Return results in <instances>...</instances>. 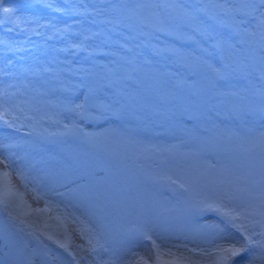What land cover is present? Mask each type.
Masks as SVG:
<instances>
[{"label":"rangeland","instance_id":"1","mask_svg":"<svg viewBox=\"0 0 264 264\" xmlns=\"http://www.w3.org/2000/svg\"><path fill=\"white\" fill-rule=\"evenodd\" d=\"M176 2L185 6H197L207 0H176ZM73 4L90 8L96 5V2L95 0H4V6L14 9V17H18L21 22L19 24L9 22L0 15V75L4 73L0 76V90L8 93L9 98L14 102L32 101L38 108V111L27 112L16 121L18 125H24L16 129L20 137L29 138L32 133L29 127L31 119L25 117L42 114L43 128L46 129L49 116L43 113L46 109L40 110L39 101L46 103L44 99L47 98L46 101L50 102L52 111L59 118L56 120L59 127L56 126V130L51 132L55 134L51 135L53 138L59 137L66 131L65 126H71L73 123L78 124L85 132L92 131L97 139L96 131L110 126L109 130H112L110 132H117L123 137L129 135L139 139L165 137L169 143L167 151L171 154L196 155L198 154L195 152L198 149L196 147L200 145L202 153L210 152L213 155L226 156L229 159L230 169L235 174L233 179L245 177L253 167L258 166L259 153L253 141L264 132L259 72L255 71L247 75L230 72L226 79L221 80L215 77L209 67V65L220 67L226 57L228 62L232 58H237L242 64L247 63V53L242 46L236 45L233 49L224 52L214 46L221 36L232 35L227 26H216L215 31L209 35H197L195 39L198 43L185 42L182 48L185 61L177 60L167 54L153 55L147 48L138 50L142 52L141 58L152 62L145 67L143 73H137L138 76L145 78L146 87L138 93L132 89L127 90L131 96L122 118L112 117L107 120L101 118L93 122L81 119L66 110L68 102H84L86 89L82 85H86L88 81L77 69L106 64L113 59L106 53L119 51L118 43L123 42V38L109 32L110 26L100 23L101 17L78 16L65 11ZM65 26L70 28L66 30ZM242 27L256 30L250 23ZM85 36L89 39L85 40ZM9 43L12 45L11 48ZM233 43L235 44V40ZM80 44L85 45L86 48L74 47ZM152 44L160 48L166 45L180 47L174 37L164 35L153 40ZM93 51L95 54L89 55ZM145 73L150 75L145 77ZM50 87H54L56 91L48 92ZM92 110L99 115L98 111ZM11 130L13 133L14 130ZM8 131L9 127L0 123V139L2 132ZM47 133L50 134L48 131ZM35 136L36 139H41ZM3 139L1 140L4 141ZM68 139L73 143L78 140L72 135ZM179 142L181 145L176 148L175 145ZM109 152L107 150V153ZM71 153L79 154L80 150L72 146ZM37 156L41 157L39 153ZM175 156L173 159H176ZM175 168L176 164L171 162L170 170ZM224 168L217 173H221ZM158 171L155 170L151 176H159ZM147 175V173H139L136 177L146 178ZM237 183H241V180H237ZM16 186L25 188L24 181L18 178ZM25 190L24 199L31 209L44 207V204L40 206L42 200L37 198V194ZM111 191H108L111 199L104 228L107 251H101L99 256L105 260L122 261L132 259V253L139 250L137 253L140 257L153 264L154 255L146 251L151 241L146 242L144 236L137 233V225L146 214L165 213L169 209L174 210L173 214H178L179 205L166 185L152 183V187L146 188L140 183L134 188L129 200H124L125 203H120L116 199L118 190ZM30 194L32 198L27 199ZM24 210L30 211L27 207ZM76 214L79 219H84V214L81 212ZM55 216L54 212L32 213L27 219L37 228L47 225L45 231L61 239L65 238L66 231L70 238V248L75 252L77 259H80L81 264H96L97 254L88 251L90 246L86 237L89 235V228L85 226L87 223L91 228L95 227V217H89L88 222L82 223L76 220L61 224ZM209 219L218 223L211 214L206 217V220ZM181 221L177 220V222ZM203 221L205 220H199V222ZM0 236L7 237L8 241L7 246L4 241H0V260L22 262L31 257L33 264H72V257L53 241L46 237L37 241L18 232L9 223L2 210H0ZM155 237L160 244L163 242L166 245H186L187 248L192 249L210 247L208 244L195 248L197 242L191 234L181 233L176 227L158 230L152 239ZM10 250L12 256L8 255Z\"/></svg>","mask_w":264,"mask_h":264},{"label":"snow or ice","instance_id":"2","mask_svg":"<svg viewBox=\"0 0 264 264\" xmlns=\"http://www.w3.org/2000/svg\"><path fill=\"white\" fill-rule=\"evenodd\" d=\"M65 11L78 16L103 17L100 23L110 26L109 32L123 38V42L118 43L119 51L106 53L113 57L106 64L77 69L88 81L82 85L86 89L84 102H68L66 110L81 119L95 122L101 118H122L131 96L127 90L138 93L146 87L145 78L137 73H143L145 67L152 63L141 58L142 52L138 50L147 48L153 55L167 54L185 61L182 52L184 43H198L195 39L197 35H209L216 26H227L232 35L221 36L214 46L221 52L236 45L242 46L247 53V63L242 64L237 58L228 62L226 57L220 67H209L221 80L226 79L230 72L247 75L258 71L261 106L264 109V0H207L197 6H185L176 0H115L90 8L73 4ZM0 15L6 21L21 22L14 17V9L4 6V0H0ZM249 23L255 27V31L242 27ZM68 28L70 26H65L66 30ZM161 35L174 37L180 47L166 45L160 48L152 44ZM87 39L89 37L85 36ZM74 47L86 48L83 44ZM93 54L94 51L89 53ZM149 75L145 73V77ZM92 109L98 111L99 115ZM30 111H38L34 102H14L8 93L0 90V123L11 129L24 127L16 121ZM25 118L36 119L34 116ZM29 127L45 140L55 135L39 128L38 122ZM65 129L61 135H72L91 150L106 151L97 141L96 134L85 132L78 124L66 125ZM253 144L259 153L258 166L243 178L233 179L235 174L232 169L223 170L219 178L208 179L202 173L179 167L163 175L148 177L154 184L166 185L179 205L178 214H173L172 209L155 215L146 214L137 225V233L152 241L153 264H264V132ZM12 147V144L0 145V210L18 232L37 241L46 237L72 257V264H81L70 248L66 231L65 238L61 239L45 231L47 225L37 228L27 219L32 213L54 212L55 219L63 224L79 220L76 213L81 212L95 217V227L88 229L86 239L90 246L88 251L97 254L96 264H149L139 253H132V259L122 261L105 260L99 256L101 251H107L104 228L111 197L79 154L37 168L27 160L20 164L19 158L14 159V154L9 151ZM114 167L120 170L118 166ZM14 176L24 181L25 189L37 194L38 199H43V208L31 209L27 205L24 194L14 186ZM237 180H241V183H237ZM25 207L30 211H25ZM209 214L218 223H208L206 217ZM178 219L185 225H195L200 234L208 238L206 242L210 247L192 249L186 245L157 244L152 239L158 230L175 228ZM202 219L205 223H196ZM0 241L7 246V237L0 236ZM8 255H13L11 250ZM0 264H33V260L31 257L22 262L0 260Z\"/></svg>","mask_w":264,"mask_h":264},{"label":"bare ground","instance_id":"3","mask_svg":"<svg viewBox=\"0 0 264 264\" xmlns=\"http://www.w3.org/2000/svg\"><path fill=\"white\" fill-rule=\"evenodd\" d=\"M95 2L96 5L103 6L108 3L115 2V0H95ZM100 19L103 20L104 18L101 17ZM3 75L4 73L0 76ZM49 90L51 93L56 91L54 87H50L48 92ZM46 99H44L46 103L39 101V106L41 111L46 109L43 113H46L45 116H49V122L45 128L50 134H53L51 132L56 130L55 127H59V124L56 123V120L59 118L55 116V112H53L51 108L52 105L49 104L50 102H47ZM41 116L38 114L34 115L36 119H31V125L37 124L38 122V127L44 129V119ZM52 119H55V121ZM109 129L110 126H107L96 131L98 133V139H96L103 149L106 147V151L91 150L81 140H77L73 143L70 139H68L70 135H60L56 138H53L52 135L49 136L47 140L42 138L38 140L36 139V134L32 131V129H30L32 132L30 137L25 138L24 136L20 137V135L16 133V129H13L14 132L12 133V130L9 128L8 132H2L3 134L1 139L4 138V141L0 139V145L12 144L13 147L9 149V151L14 154V159L19 158L20 164H23L27 160L28 162L34 164L37 168L42 167L47 163L63 161L70 156L77 155L71 153V148L72 146L78 147L80 150V159L87 164L88 169L95 175L96 180L108 191L112 190L111 192H117L118 190V195L120 196L117 195L116 199L120 203H125L124 200H129L136 185L142 183L146 188L152 187V182L148 179V177L151 176L155 170H159L158 174L160 175L169 173L171 171V162L176 164V168L179 167L185 170L202 173L208 179L219 178L220 173H217V171H221L223 167H225L224 170L230 169V165L228 163L229 159L226 156H221L219 154L213 155L210 152L202 153V150L199 148L200 145L196 147L198 148L195 151L198 153L196 155H191L190 153L171 154V152L167 151L169 143L165 140V137L156 139H153L152 137H142L139 139L130 135L128 137H123L117 132H110ZM91 132L92 131L89 130V133ZM108 132H110V134ZM161 133L164 132L161 131ZM110 135H112V137ZM180 145L181 142L177 143L175 146L176 148H179ZM107 150L110 152L107 153ZM37 153H39L41 157H38ZM173 156H175L176 159H173ZM126 163L128 164L126 165ZM114 166H118L120 170L117 171ZM100 172H102L103 175H97V173ZM139 173H147L148 175L146 178L136 177ZM13 183L15 188L20 193L26 195V190L23 186H16L18 183V177H13ZM29 187L31 188V185H29ZM28 196L27 199L32 198L31 194L30 197ZM168 197H170V195H168ZM41 200L40 206L44 204L43 199ZM83 218L84 219H79L80 222L83 223L84 221H89V216L84 214ZM206 221L208 223H217L210 219ZM175 223L176 228L180 229L181 233L185 232L187 234H191L192 238L197 242L195 248L208 245L206 242L208 238L200 234L195 225L190 227L185 225L183 221L177 222V220ZM196 223L203 224L205 221H198ZM85 226L87 228H91V226L87 223ZM153 240H155L157 244H160L156 237ZM138 247L140 248V245H138ZM137 252H139V250Z\"/></svg>","mask_w":264,"mask_h":264}]
</instances>
